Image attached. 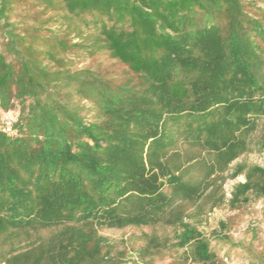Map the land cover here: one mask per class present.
<instances>
[{
    "label": "trees",
    "instance_id": "16d2710c",
    "mask_svg": "<svg viewBox=\"0 0 264 264\" xmlns=\"http://www.w3.org/2000/svg\"><path fill=\"white\" fill-rule=\"evenodd\" d=\"M4 115L0 264H222L203 218L264 199V0H0Z\"/></svg>",
    "mask_w": 264,
    "mask_h": 264
},
{
    "label": "rangeland",
    "instance_id": "374dc122",
    "mask_svg": "<svg viewBox=\"0 0 264 264\" xmlns=\"http://www.w3.org/2000/svg\"><path fill=\"white\" fill-rule=\"evenodd\" d=\"M19 10L21 11V9ZM51 15L48 14V16ZM78 41V39H73L72 43H78ZM70 61L73 68L77 70L97 67L104 72L115 75L120 74L122 70L121 66L114 64L105 55L89 58L78 54L76 57L70 56ZM240 162L264 167V154L246 155L237 160V163ZM243 181L242 177L228 180L223 186L226 198H229V193L234 184ZM199 230L210 241L212 249L221 259L222 264H264V199L255 200L251 198L248 204L238 209H230L227 205L214 209L203 218ZM142 232L149 233V230L142 229L141 231L130 228L119 231H103L101 234L119 244L131 237L133 239L131 245L134 244L133 247H138L141 244L139 239ZM33 237L34 234H31V238ZM6 250H8L7 245L0 247V252ZM154 264L180 263L175 257L174 261L167 257L155 261Z\"/></svg>",
    "mask_w": 264,
    "mask_h": 264
},
{
    "label": "built area",
    "instance_id": "2783aa9c",
    "mask_svg": "<svg viewBox=\"0 0 264 264\" xmlns=\"http://www.w3.org/2000/svg\"><path fill=\"white\" fill-rule=\"evenodd\" d=\"M0 131L10 136H14V131L12 130V118L10 115H4L1 119Z\"/></svg>",
    "mask_w": 264,
    "mask_h": 264
}]
</instances>
